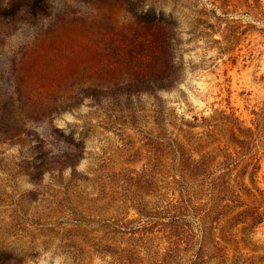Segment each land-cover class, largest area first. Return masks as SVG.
<instances>
[{"label": "rangeland", "instance_id": "obj_1", "mask_svg": "<svg viewBox=\"0 0 264 264\" xmlns=\"http://www.w3.org/2000/svg\"><path fill=\"white\" fill-rule=\"evenodd\" d=\"M0 264H264V0H0Z\"/></svg>", "mask_w": 264, "mask_h": 264}]
</instances>
